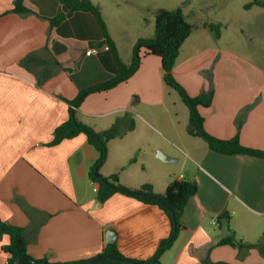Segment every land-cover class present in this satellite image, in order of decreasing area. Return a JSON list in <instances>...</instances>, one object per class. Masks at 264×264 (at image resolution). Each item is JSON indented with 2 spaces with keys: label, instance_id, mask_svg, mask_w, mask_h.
I'll return each mask as SVG.
<instances>
[{
  "label": "crops",
  "instance_id": "1",
  "mask_svg": "<svg viewBox=\"0 0 264 264\" xmlns=\"http://www.w3.org/2000/svg\"><path fill=\"white\" fill-rule=\"evenodd\" d=\"M15 1L0 0V218L26 230L28 253L37 260L66 263L93 258L102 253L109 229L117 231L116 244L125 257L152 259L173 232L167 213L123 193L102 202L99 184L90 178L99 152L85 134L50 145L55 129L69 119V101L117 74L96 18L78 11L53 26L51 19L68 13L58 0H24L29 12L23 14L13 11ZM92 1L100 6L122 61L129 64L137 40L155 34V17L149 20L148 34L126 39L125 26L111 24L112 13L124 10L123 1ZM247 4L249 15L240 18L238 27L229 13L223 22L207 18L193 24L197 30L184 42L173 74L192 97L213 86L212 105L198 108L209 134L221 140L239 136L243 146L264 151V7L247 9ZM160 8L164 7L156 6L154 11ZM206 23L221 24L220 35L215 36ZM244 38L254 44L255 61L246 55ZM237 42L239 54L232 48ZM90 48L99 51L87 55ZM211 66L214 85L201 76ZM163 76L161 58L147 56L129 80L90 94L76 108V117L102 132L126 113L133 116L139 103L164 105ZM158 134L172 144L175 151L166 155L173 161L156 157L160 146L144 152L142 159L133 158L145 141L140 133H126L108 143V156L99 171L105 178L117 175L131 191L150 184L159 195L173 179L197 182L198 192L181 215L178 237L162 254L160 264H204L205 260L264 264L257 248L245 250L240 259L239 249L218 245L232 230L247 245L264 247V158L222 154L190 134L187 139L175 133L180 144L166 133ZM129 161L135 167L127 170ZM180 162L184 171H167L166 163ZM226 213L229 227H221L218 217ZM9 242L8 236L0 238V264H7L2 246Z\"/></svg>",
  "mask_w": 264,
  "mask_h": 264
},
{
  "label": "trees",
  "instance_id": "2",
  "mask_svg": "<svg viewBox=\"0 0 264 264\" xmlns=\"http://www.w3.org/2000/svg\"><path fill=\"white\" fill-rule=\"evenodd\" d=\"M23 1L24 0L15 1V7L13 9L14 12L21 14L29 12L23 5ZM58 1L68 9V13H59L55 18L51 19L52 25L57 26L73 12L84 11L93 14L105 38L104 44L109 46V49L114 56L117 65V74L104 83L82 90L75 100L69 101L71 106L69 119L55 129L54 138L50 145L56 146L64 140L73 139L81 134H85L88 137L89 143L99 152V159L94 169L90 172L91 180L99 184V199L102 202H105L114 194L123 193L125 195L132 196L143 203L158 205L171 219L173 223V232L170 238L163 240L160 243L156 255L147 261H138L127 258L119 251L117 244L105 243L102 253L93 258L77 262L51 263L47 259L37 260L32 258L28 253L29 242L26 230L22 227L11 225L0 218V238L2 239L4 236H8L10 238L9 244L2 246L3 252L8 255L7 264H82L100 258L102 259L92 264H160V257L171 247L172 243L178 237L182 228L180 223L181 215L190 198L198 192L197 182L194 180L188 181L185 179H173L167 186L165 192L159 195L154 193L150 184L144 185L138 191H131L121 185L117 175H113L108 178L100 175L101 179L99 180L95 176V171L99 170L100 166L107 159L108 143L117 137L133 131L135 129V120L131 114L126 113L125 115L119 117L109 129L102 132H96L91 126L77 119L76 108L80 107L90 94L109 91L122 82L129 80L140 69L143 59L147 56L154 55L161 58L164 71V82L167 86L178 92L184 103L189 108L190 126L188 133L191 136L202 138L208 144L210 149L222 154H248L264 158V151L243 146L239 140V136H236L231 140H221L209 134L204 127L205 120L199 113L198 108L200 106L210 107L212 105L214 97L213 86H211L210 90L207 92H204L197 97H192L187 92L186 88L175 78L173 70L181 48L195 29V26L188 21L182 7L174 9H158L155 14V34L152 37L139 38L133 47L131 62L129 64H125L119 55L114 41L110 37L100 6L95 4L92 0ZM254 5L264 7V0H253L251 3L246 5V8L249 9ZM204 26L213 31L216 36H219L221 33V24L206 23ZM30 60L31 57L26 59V61ZM218 223L221 227L224 224L229 227L230 215L226 213L219 216ZM230 231L231 234L222 238L218 242V245H230L239 249L241 253L239 255L240 259L244 258L242 252L251 248H257L261 254L264 255L263 246L258 244L247 245L242 240L237 239L234 231ZM110 256L115 258H110ZM204 264L226 263H213L210 260H205Z\"/></svg>",
  "mask_w": 264,
  "mask_h": 264
},
{
  "label": "rangeland",
  "instance_id": "3",
  "mask_svg": "<svg viewBox=\"0 0 264 264\" xmlns=\"http://www.w3.org/2000/svg\"><path fill=\"white\" fill-rule=\"evenodd\" d=\"M123 1L122 5L124 10H115L111 16V24H116L125 30V37L128 36L136 37L137 34H148L149 30V20H153L156 12L154 11L156 6H163L167 9H174L177 7L184 8L186 14L188 15V20L192 23L200 25L202 20L207 18H215V21H222L226 13L231 14L232 19L236 20V26L240 24V18L242 16L248 17L249 13L245 10L246 2H252L253 0H120ZM122 23V25H120ZM217 24V23H216ZM194 25V26H195ZM195 26V30L197 27ZM193 31V32H194ZM222 31V27H221ZM212 32V31H211ZM215 35V33L213 32ZM216 36V35H215ZM233 40H235L233 38ZM239 42L232 43V48L238 54L240 53ZM245 52L249 60L255 61V48L254 44L250 41L242 42ZM203 57L199 58L203 61ZM216 64V63H215ZM209 70L203 71L201 76L206 77L209 82H213V67L207 68ZM236 68L233 67V70ZM139 77V76H138ZM136 79V85L140 86V82ZM152 88L155 96V79L152 80ZM165 104L158 105L156 107L147 105L145 103H139L136 106V113L133 114L135 120V129L128 133H140L143 141L141 143L142 150L136 151L133 158L142 159L144 152H151L155 146H160L159 150L167 154L168 150L175 151L172 144L165 140L158 133H166L178 143L177 138L175 139V133H182L187 139H191L188 133L189 129V116L190 111L188 106L184 103L180 95L176 90L169 87L165 83ZM139 94L136 95L138 98ZM112 145L110 146V153L112 151ZM112 155V154H111ZM168 155V154H167ZM108 156V155H107ZM148 162V161H146ZM132 162L129 161L125 165L127 170L135 167L134 165L129 166ZM167 167H170L169 172L179 174V172L184 171L182 168V162L180 163H166ZM129 167V168H128ZM137 167V166H136ZM99 174L100 171L98 170Z\"/></svg>",
  "mask_w": 264,
  "mask_h": 264
},
{
  "label": "water",
  "instance_id": "4",
  "mask_svg": "<svg viewBox=\"0 0 264 264\" xmlns=\"http://www.w3.org/2000/svg\"><path fill=\"white\" fill-rule=\"evenodd\" d=\"M135 101L138 100L137 97L134 98ZM156 157L161 159L162 161H173L174 159L172 158H169L164 152H162L161 150H158L157 153H156ZM95 176L100 180L101 177H100V174L98 172V170L95 171ZM117 237H118V234H117V231L114 230V229H109L106 233V240H107V243L109 244H116L117 243ZM109 258V256H108ZM110 258H115L113 256H110ZM102 258L100 259H96L94 261H90V262H86V263H82V264H92L98 260H101Z\"/></svg>",
  "mask_w": 264,
  "mask_h": 264
},
{
  "label": "built area",
  "instance_id": "5",
  "mask_svg": "<svg viewBox=\"0 0 264 264\" xmlns=\"http://www.w3.org/2000/svg\"><path fill=\"white\" fill-rule=\"evenodd\" d=\"M105 48H106V49H109V46H108V45H105ZM98 51H99V49H96V48H90V49L87 51V55H91V54L96 53V52H98Z\"/></svg>",
  "mask_w": 264,
  "mask_h": 264
}]
</instances>
